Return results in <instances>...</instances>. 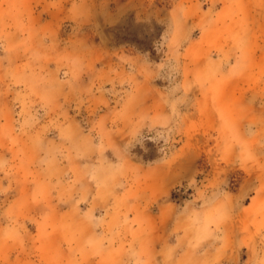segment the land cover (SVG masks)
Here are the masks:
<instances>
[{
    "label": "rangeland",
    "instance_id": "obj_1",
    "mask_svg": "<svg viewBox=\"0 0 264 264\" xmlns=\"http://www.w3.org/2000/svg\"><path fill=\"white\" fill-rule=\"evenodd\" d=\"M0 264H264V0H0Z\"/></svg>",
    "mask_w": 264,
    "mask_h": 264
}]
</instances>
